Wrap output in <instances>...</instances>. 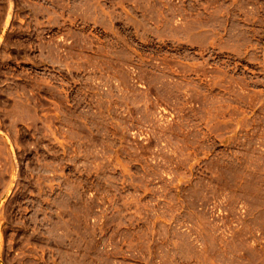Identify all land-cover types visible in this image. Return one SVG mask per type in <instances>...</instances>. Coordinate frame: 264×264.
<instances>
[{
  "label": "rangeland",
  "instance_id": "374dc122",
  "mask_svg": "<svg viewBox=\"0 0 264 264\" xmlns=\"http://www.w3.org/2000/svg\"><path fill=\"white\" fill-rule=\"evenodd\" d=\"M0 264H264V0H0Z\"/></svg>",
  "mask_w": 264,
  "mask_h": 264
}]
</instances>
